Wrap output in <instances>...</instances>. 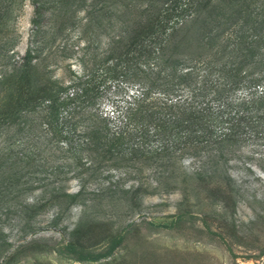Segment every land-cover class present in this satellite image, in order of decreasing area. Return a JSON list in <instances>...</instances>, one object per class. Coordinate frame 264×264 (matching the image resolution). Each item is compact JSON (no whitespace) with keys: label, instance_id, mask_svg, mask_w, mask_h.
I'll return each mask as SVG.
<instances>
[{"label":"rangeland","instance_id":"obj_1","mask_svg":"<svg viewBox=\"0 0 264 264\" xmlns=\"http://www.w3.org/2000/svg\"><path fill=\"white\" fill-rule=\"evenodd\" d=\"M7 2L11 13L0 38L13 40L10 63L35 46L36 20L38 40L46 42L38 64L49 80L68 85L88 73L91 88H98L94 110L105 115L112 101L122 106L136 90L120 77L111 82L104 62L125 0ZM10 132L0 135V157ZM39 134L18 135L9 149L32 159L26 173L18 168L12 177L17 167L0 164V264H264V139L249 138L201 166L184 158L175 163L172 179L160 181L158 168L148 163L125 168L99 160L89 167L71 164L68 153L57 159L56 138L36 153L35 138L49 137ZM78 190L73 199L63 197Z\"/></svg>","mask_w":264,"mask_h":264},{"label":"trees","instance_id":"obj_2","mask_svg":"<svg viewBox=\"0 0 264 264\" xmlns=\"http://www.w3.org/2000/svg\"><path fill=\"white\" fill-rule=\"evenodd\" d=\"M3 2L4 31L11 4ZM125 2L119 34L109 39L104 62L111 82L120 77L136 90L122 106L112 101L107 115L94 110L92 92L98 88H91L88 73L68 85L49 80L38 64L46 46L38 40L39 21L31 22L35 46L13 63L8 56L13 40L0 38V135L12 129L0 164L17 167L12 177L18 168L26 173L32 159L9 149L15 137L31 131L49 136L45 142L35 138L36 153L56 138L57 159L68 153L71 164L83 161L89 167L99 160L119 167L148 163L158 168L160 181L172 179L176 162L184 158L201 166L250 139H264V0ZM41 9L38 4L35 18ZM28 116L36 117L33 123ZM79 192L62 196L73 199Z\"/></svg>","mask_w":264,"mask_h":264}]
</instances>
